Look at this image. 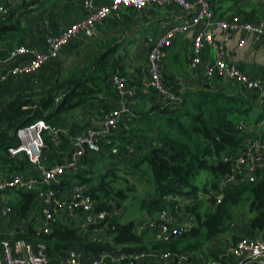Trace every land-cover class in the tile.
Returning <instances> with one entry per match:
<instances>
[{
	"label": "trees",
	"instance_id": "1",
	"mask_svg": "<svg viewBox=\"0 0 264 264\" xmlns=\"http://www.w3.org/2000/svg\"><path fill=\"white\" fill-rule=\"evenodd\" d=\"M36 4L24 1L21 6L10 9L6 16H0V44L9 45L17 33L23 32L21 21ZM112 50L99 53L86 68L74 70L65 78L56 68L48 66L43 71L53 72L49 85L27 88L29 79H23L24 89L6 102L0 101V167L4 176H25L31 165L23 154L13 156L11 153L20 145L16 132L21 127L41 119L54 127H62L69 114L97 110L103 117L119 104L109 70L125 75L121 60L110 59ZM164 79L167 90L177 100L160 102L158 94L151 91L156 102L148 110H134L133 116L113 132L111 143L102 147L99 158L106 163L103 170H97V155H87L80 162L86 169L76 178L89 187L97 211L107 212L112 206L106 220L81 229L74 223L56 219L49 223L51 231L46 234L38 204L37 218L13 240L43 242L51 257L65 256L71 250L90 256L105 252H169L178 260L195 253L203 255L206 245L231 231L239 210L245 205L250 213V228L258 233L264 231V165L252 178L244 176L237 183L225 186L223 200L214 209L208 205V210L202 212L206 203L197 199L202 192L219 190L223 177L231 173L233 163L252 137V131L246 129L248 124L261 127L259 137L264 144V111L258 110L255 99L231 92L228 87L206 83L208 86L179 88L171 77ZM236 116L243 119L241 125L234 119ZM72 137L69 133L62 135L61 150L69 152ZM44 141V150L55 152L53 137L44 134ZM199 181H203L201 188ZM138 183L151 190V194L140 201L147 220L155 219L163 210H171L190 219L189 230L167 243L155 239L148 242L136 232L137 220L125 222L123 215H116L115 211L122 209L137 190ZM67 185L63 181L55 188L62 191ZM16 192L18 201L9 205L12 220L26 218L39 203L38 192ZM170 196L182 200L170 201ZM191 198L193 202L184 203ZM95 228L104 230L105 237L92 235ZM9 239L7 235H0V241ZM239 240L235 238V242ZM215 259L219 264L234 263L233 256L222 259L215 256Z\"/></svg>",
	"mask_w": 264,
	"mask_h": 264
},
{
	"label": "built area",
	"instance_id": "2",
	"mask_svg": "<svg viewBox=\"0 0 264 264\" xmlns=\"http://www.w3.org/2000/svg\"><path fill=\"white\" fill-rule=\"evenodd\" d=\"M28 0H6L0 5V16H6L10 9L21 6ZM177 5L189 15L185 24H175L158 34H151L146 39L148 48V81L151 91H155L160 102L177 100L166 88L162 66L166 53L172 47L174 40L194 31L192 39L193 68L202 64V54L206 49L214 53V60L203 64L207 79L222 77L227 81L243 87L247 92L264 100V82L252 78L242 71L227 56L225 43L237 33L253 34L264 44V19L259 22H247L239 19L227 22L216 19L211 3L208 0H197L190 3L187 0H112L106 7H98L96 0H86L83 4L84 19L74 22L58 36H48L45 39V50L40 51L26 45L0 44V101L12 97L17 91L24 89L23 79L36 77L44 68L56 61L62 49L80 37L91 38L97 23L109 17L120 18V8L127 7L141 11L145 8L161 5ZM212 30L223 32V42L219 43L212 36ZM110 83L119 98V104L106 113L97 125L85 129L82 134L71 139L70 149L65 158L47 168H42L43 151L46 148L44 134L51 135L58 148L62 145V135L68 134L62 126H52L41 119L25 125L17 130L16 136L20 142L17 149L11 150L13 156L23 154L31 165L40 168L35 176L11 175L0 177V195L20 190L38 192V202L41 206L43 232L50 233L49 223L56 220L60 212L74 223L77 228L94 227L106 220L108 211L98 212L97 203L90 193L89 187L80 182L73 183L64 191H58L55 185L66 181L75 173L82 159L87 155H99L102 147L111 143V137L120 124L133 116L132 98L136 94L129 87L126 77L113 71ZM246 129H249L246 127ZM252 137L247 141L244 152L233 163L230 174L223 177L220 189L207 194L203 192L197 197L203 200L210 197L216 199V206L223 200L225 186L237 183L242 177H253L264 165V144L259 134L260 126H253ZM170 201L181 202L173 196ZM188 199L184 203L193 202ZM176 210L179 208L176 207ZM11 213L10 208L4 214ZM190 219L178 216L171 210L161 211L155 219H148L136 227V232L150 231L156 241L167 243L173 238L181 237L190 228ZM98 228L92 235L104 237ZM104 233V232H103ZM233 264H264V239H241L235 242L232 249ZM150 259L160 261V264H184L187 256L175 259L172 253L151 252L149 254H124L122 252H105L98 256L85 255L71 250L65 256L51 257L43 242L28 243L24 240L0 241V264H145ZM214 264V261L211 262Z\"/></svg>",
	"mask_w": 264,
	"mask_h": 264
},
{
	"label": "crops",
	"instance_id": "3",
	"mask_svg": "<svg viewBox=\"0 0 264 264\" xmlns=\"http://www.w3.org/2000/svg\"><path fill=\"white\" fill-rule=\"evenodd\" d=\"M86 0H28V2H36L34 10H32L21 21L23 32L15 35L10 40V46L26 45L37 50L44 51L45 39L48 36H58L63 33L74 22L80 21L85 17L83 4ZM195 3L197 0H187ZM213 8L216 19L227 22L239 19L247 22H259L264 19V0H208ZM6 0H0V5ZM112 0H96L98 7H106L111 4ZM120 18L109 17L105 21L97 23L94 27V34L91 38L80 37L69 45L65 46L60 52L59 58L51 64V68L60 71L62 78L71 74L74 70L86 68L91 61L101 52L113 48L110 59L113 61L120 59L123 74L127 79L129 87L135 89L136 94L132 98L133 110H148L149 107L156 102L154 95L148 88V48L146 39L151 34H158L175 24H185L189 21V15L185 10L177 5H161L145 8L141 11L133 10L127 7L120 8ZM194 31L178 36L171 48L166 53V58L162 66L164 77H171L179 88L186 85H199L206 83L228 87L231 92L245 95L255 99L258 110L264 111V100L261 98H253L254 94L241 89L240 85L227 81L222 77H216L212 80L207 79L204 65L212 62L214 53L210 49L202 54V64L193 68L191 65L192 58V39ZM212 36L219 43L223 42V32L212 30ZM227 56L242 71L252 78H259L264 82V44L253 34L237 33L225 43ZM113 70H109V75ZM53 72H40L36 77L29 79L27 88H35L41 84L40 80L52 79ZM156 98V97H155ZM102 116L98 111L88 113H73L67 115L66 122L62 125L70 136L82 134L86 128L98 124ZM241 125L243 119L234 117ZM248 124L251 130L253 126ZM246 127V126H244ZM70 149V145H69ZM68 152L61 150L56 146L55 152L44 154L42 157V168L52 166L54 163L65 158ZM103 155V154H102ZM101 155V156H102ZM96 157H100L97 155ZM101 158V157H100ZM100 158L97 159L100 161ZM101 164V163H100ZM86 169L80 164L78 170L70 175L66 180L67 186L78 182L76 176L81 170ZM40 173V168L30 165L25 176H35ZM4 170L0 167V177L4 176ZM66 186V187H67ZM63 187L62 191L66 190ZM8 194H11L8 196ZM19 199L17 192H10L0 195V235H7L10 239H14L16 234L25 231L29 222L37 218V208L34 207L26 218L12 220L10 214L5 215L4 210L9 207L12 202ZM117 211L115 214L117 215ZM62 223H71L63 212L56 217ZM250 213L247 210L239 213L237 222L227 235L220 236L208 246L204 248L203 255H197L206 264H219L215 259L227 258L232 256V249L235 244V238L241 239H264V231L261 233L254 232L249 225ZM102 235L105 237V233ZM144 238L149 237L146 241H153L154 237L150 231L140 233ZM156 261V260H155ZM151 263L148 264H160ZM200 260L193 261L192 264H200Z\"/></svg>",
	"mask_w": 264,
	"mask_h": 264
},
{
	"label": "rangeland",
	"instance_id": "4",
	"mask_svg": "<svg viewBox=\"0 0 264 264\" xmlns=\"http://www.w3.org/2000/svg\"><path fill=\"white\" fill-rule=\"evenodd\" d=\"M46 72V71H45ZM44 71H42V73H45ZM48 73V72H46ZM41 82V85L43 86H47L51 83V78L50 79H43L41 78L40 80ZM8 98L4 99L3 102H6ZM79 112H74L73 115L77 114ZM51 152V151H50ZM49 151H46L44 150L43 153L45 154H50ZM99 159V158H98ZM126 164H129V161H125ZM101 163V165H100ZM106 163L101 162L99 161V165L97 167V170L98 171H102L103 168L102 167H105ZM131 183H137L136 181H132ZM198 185L200 186V188L202 187L203 185V181H199L197 182ZM144 185L142 184H137V190L134 191L132 194H131V198L130 200L125 203L122 207V209H117L116 211L118 212L117 215H123L124 217V221L127 222V221H130V220H137L138 223H137V226H139L140 224L142 223H145L147 221V216L145 214L144 211L141 210V207H140V201L144 198V197H148L150 194H151V190L149 188H144L143 187ZM11 194H8V196H10ZM182 200V199H181ZM203 201L206 203L202 209V212H205L208 210V204H207V199L204 197ZM247 209V206L245 205L241 210H239V213L243 212V210H246ZM229 233V232H228ZM228 233H224L222 234L221 236L223 235H227ZM146 239H148L149 237H145ZM148 240H151V239H148ZM206 249H209L210 247L208 245L205 246ZM198 253H195V254H191V255H187V257L189 258L187 262H185L184 264H192L193 261H196V260H200V264H206L204 263L203 260H201V258H196ZM204 254V253H203ZM199 255H202V254H199ZM192 257V258H191ZM151 263H157L155 260L153 259H150L149 260Z\"/></svg>",
	"mask_w": 264,
	"mask_h": 264
},
{
	"label": "water",
	"instance_id": "5",
	"mask_svg": "<svg viewBox=\"0 0 264 264\" xmlns=\"http://www.w3.org/2000/svg\"><path fill=\"white\" fill-rule=\"evenodd\" d=\"M207 204L210 206L211 209H214L216 206V199L214 197H210L207 199ZM108 213H112V206H109Z\"/></svg>",
	"mask_w": 264,
	"mask_h": 264
},
{
	"label": "snow or ice",
	"instance_id": "6",
	"mask_svg": "<svg viewBox=\"0 0 264 264\" xmlns=\"http://www.w3.org/2000/svg\"><path fill=\"white\" fill-rule=\"evenodd\" d=\"M117 3H119V0H117Z\"/></svg>",
	"mask_w": 264,
	"mask_h": 264
}]
</instances>
